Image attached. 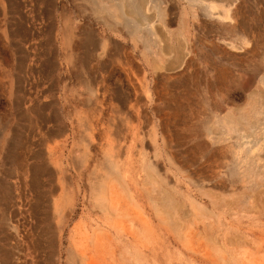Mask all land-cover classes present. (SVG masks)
I'll use <instances>...</instances> for the list:
<instances>
[{
	"label": "rangeland",
	"instance_id": "1",
	"mask_svg": "<svg viewBox=\"0 0 264 264\" xmlns=\"http://www.w3.org/2000/svg\"><path fill=\"white\" fill-rule=\"evenodd\" d=\"M208 1L0 0V264H73V254L86 255L70 240L94 214L97 179L117 157L140 184L155 164L221 223L251 225L250 198L264 199V0H235L232 22L206 11ZM101 5H125L130 15L118 23L98 14ZM185 29L191 54L178 68ZM126 127L116 151V131ZM167 152L197 173L202 193L169 166ZM235 200L250 219L227 209ZM169 248L179 264L178 247ZM184 253L182 264H200Z\"/></svg>",
	"mask_w": 264,
	"mask_h": 264
},
{
	"label": "bare ground",
	"instance_id": "2",
	"mask_svg": "<svg viewBox=\"0 0 264 264\" xmlns=\"http://www.w3.org/2000/svg\"><path fill=\"white\" fill-rule=\"evenodd\" d=\"M210 1L206 11L212 14L215 10H220L217 18L232 22L231 10L235 0H218L227 1L225 5ZM121 7L116 10V6L101 5L98 7V14L111 15L109 17L120 23L121 16L130 15ZM161 14L159 11L156 16L160 18ZM140 23L143 29L155 32L149 20L144 19ZM181 34L183 43L178 68L191 54L188 30L185 29ZM171 49L167 44L163 51L167 54ZM153 64L159 72L165 69L159 54L154 55ZM116 133L117 141L112 148L119 151L128 129L126 127L123 131L120 128ZM166 161L175 172L187 177L197 193H202L203 186L197 173H187L181 163L168 152ZM123 164V160L117 157L109 173L97 179L95 212L88 217V221L80 219L70 240L71 245L75 246L74 253L77 251L76 247L80 246L86 247L87 254H73V264H173L170 259V241L178 247L176 261L179 264H182L184 251L200 264H264V199L260 194L250 198L248 209L255 214L252 216L251 225L248 224L244 231L239 226L221 223L218 214L205 208L194 195L173 186L155 164L150 163L144 167L146 180L142 184L120 172ZM148 189H151V194ZM215 200L214 196L211 197V201ZM238 200L226 204L227 209L234 213L235 218L251 217L247 208ZM151 214L155 219L151 218ZM252 226H255V231ZM222 229L227 240L226 245L218 242ZM227 244L237 246L239 253L235 255L232 250L227 249Z\"/></svg>",
	"mask_w": 264,
	"mask_h": 264
}]
</instances>
